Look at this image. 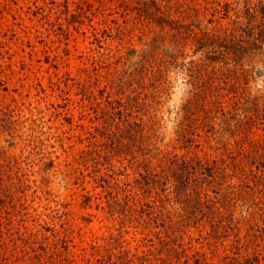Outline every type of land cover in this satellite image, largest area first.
<instances>
[{
	"label": "rangeland",
	"instance_id": "obj_1",
	"mask_svg": "<svg viewBox=\"0 0 264 264\" xmlns=\"http://www.w3.org/2000/svg\"><path fill=\"white\" fill-rule=\"evenodd\" d=\"M0 264H264V0H0Z\"/></svg>",
	"mask_w": 264,
	"mask_h": 264
}]
</instances>
